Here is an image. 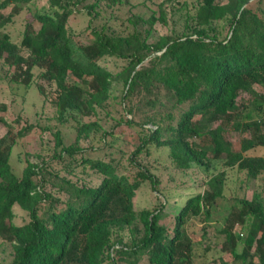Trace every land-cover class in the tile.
<instances>
[{
    "label": "trees",
    "instance_id": "16d2710c",
    "mask_svg": "<svg viewBox=\"0 0 264 264\" xmlns=\"http://www.w3.org/2000/svg\"><path fill=\"white\" fill-rule=\"evenodd\" d=\"M30 1L0 3V62L13 68L10 82L26 89L34 84L60 122L71 116L77 126L71 143L53 133L51 156L63 164L58 171L26 160L17 175L10 166L18 138L31 126L13 134L8 125L0 137V237L11 245L8 264H193L196 249L198 255L208 248L201 243L224 198L227 171L245 173L248 181L264 179V157L246 155L264 147V94L256 89L264 90V0H197L193 12L186 10L180 35L155 40V25L168 24L163 3L148 15L128 16L117 0H92L81 7L91 16L87 45L70 34L73 11L64 0H47V8L32 14L38 28L26 23L20 43H13L5 28ZM107 58L123 64L112 72L100 64ZM35 71L46 88L34 83ZM114 82L122 83L119 94ZM242 94L248 99L239 103ZM107 120L113 121L109 130L102 126ZM123 125L140 130L129 153L113 148V129ZM229 128L249 133L239 151L225 136ZM101 130L105 147L94 155L82 149L81 138ZM161 149L179 174L198 170L205 177L182 204L173 202L174 216L166 211L160 179L144 163ZM87 168L97 181H85ZM145 184L158 204L137 210L134 199ZM261 192L250 200L234 198L216 228L219 250L234 264H264V185ZM15 205L27 215L22 225L14 223ZM195 222L203 224L197 242L190 230Z\"/></svg>",
    "mask_w": 264,
    "mask_h": 264
},
{
    "label": "rangeland",
    "instance_id": "374dc122",
    "mask_svg": "<svg viewBox=\"0 0 264 264\" xmlns=\"http://www.w3.org/2000/svg\"><path fill=\"white\" fill-rule=\"evenodd\" d=\"M3 0H0V3ZM78 1V0H77ZM76 0H64V4L68 6V10L73 11L68 19V30L71 35H74L73 39L78 44L87 45L91 43V39L87 34L86 27L90 21L89 15L85 13V10L81 7L88 5L92 0H86L84 3L78 5ZM125 1V2H124ZM226 0H216L218 4H224ZM154 3H156L154 5ZM163 3V7L166 12L168 24L162 25L160 23L155 25L152 39L155 40L157 37L169 34L173 32L176 35H180L183 31L185 22L186 10L193 12L192 7L197 4V0H117L116 5L119 7L121 12H125L126 15L139 14L148 15L151 11L157 9V5ZM104 4V3H103ZM148 6H152L151 10L148 11ZM48 7L47 0H31L25 5L17 14L10 20V23L5 28V33L9 34L10 40L13 43L19 44L21 41L22 33L26 23H32L34 28H38V24L33 20L32 14L35 11L43 10ZM11 7L2 10L1 13L7 16L10 13ZM110 12L109 9H107ZM119 11V12H120ZM118 12V13H119ZM116 13V12H115ZM107 15V13H106ZM126 15L123 18L127 17ZM102 22H97L100 25ZM119 23V22H118ZM218 31H226L222 28V24L219 25ZM224 34V33H223ZM101 65L106 67L112 72H115L123 64L121 61H117L113 58H107L100 62ZM13 75V68L4 66L0 62V116L3 117L0 122V137L6 135L8 131V125H12L14 128L13 134H16L22 127H30L28 133L18 138L17 144L11 152L9 164L17 175H20L25 162L28 160L32 164H36L44 169L57 170L61 169L63 164L57 163L52 158L51 154L53 151V133H61L62 139L66 143H71L75 136L76 119L69 118L67 120L59 121L57 119V113L55 107L50 104L44 103L42 97L38 95L36 87L32 84L29 89H26L21 83L10 82ZM34 83L39 84L46 88L47 82L38 76V72H34ZM113 89L115 94H119L122 89L121 82H114ZM258 92L264 94V90L256 87ZM248 99L246 94H242L238 98V102ZM96 117H93L95 120ZM87 121V119H84ZM113 121L107 120L102 122V126L105 129L111 128ZM216 125V124H215ZM138 131L139 128H129L125 125L113 129L115 136L113 140L114 149H122L124 152L129 153L138 144ZM101 130L98 133H93L89 137H83L80 140V146L82 149L90 152L94 155L102 147L103 142L101 141ZM226 138L232 143L234 151H239L240 140L243 137H248L249 133L240 134L229 128L226 131ZM117 136V138H116ZM108 140V139H107ZM199 141V140H196ZM108 149V147H107ZM99 153V152H98ZM250 157H264V147H257L246 153ZM144 163H147L151 171L160 179V189L164 193L169 205L166 211L170 216H174L178 213L177 209H174L172 204L178 201L179 205L182 204V200L186 194L194 190L197 185L202 183L205 177L200 174L197 170L189 171L186 174H179L170 167V160L168 158L167 150L154 151L153 154L144 159ZM220 167L217 166V168ZM81 168H77L75 172H79ZM87 173L84 174L85 181L92 179L97 181L96 175L93 171L87 168ZM61 174H66L61 172ZM70 178L77 183H81L80 176L72 174ZM195 181V183H193ZM193 183V184H192ZM264 185V179L258 178L257 180H247L245 173H240L235 170L227 171V182L224 189V198L219 200L217 208L213 211L212 215V226L206 229L207 235L204 243H201L203 247H208L205 252L199 249L197 255L194 256L193 264H234V260L229 253L220 252V244L215 240L216 228L222 227L224 218L227 216L231 205L234 203V198H246L251 199L253 193L263 194L261 192ZM48 189V187H46ZM203 188L197 189L201 191ZM158 199L155 197L149 184L143 185L138 191L135 199V209H147L152 210ZM14 212V223L16 225H22L27 221L26 213L18 206L15 205L13 208ZM170 218L165 220V223H170ZM172 225V224H170ZM202 223L195 222V225L190 228L191 238L193 241H200L203 231L201 227ZM238 225H236L233 231H238ZM12 260V249L11 245L4 241L0 237V264H8ZM257 263V260H255ZM239 264V263H236Z\"/></svg>",
    "mask_w": 264,
    "mask_h": 264
}]
</instances>
